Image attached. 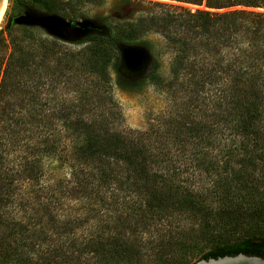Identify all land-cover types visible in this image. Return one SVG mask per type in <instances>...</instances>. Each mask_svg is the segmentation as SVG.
Instances as JSON below:
<instances>
[{
    "label": "trees",
    "instance_id": "16d2710c",
    "mask_svg": "<svg viewBox=\"0 0 264 264\" xmlns=\"http://www.w3.org/2000/svg\"><path fill=\"white\" fill-rule=\"evenodd\" d=\"M124 1L136 5L133 14L140 11L138 0ZM168 1L215 11L264 9V0ZM147 4L150 11L127 31L114 32L106 18L71 16L60 0L11 1L0 30V264H188L205 239L210 248L193 264L238 254L264 259V13ZM53 22L55 34L76 49L48 35ZM147 34L162 39L166 76ZM132 53L140 56L135 68L128 66ZM111 70L121 90L148 84L186 97L193 113L171 122L173 137L164 140L157 133L122 134L83 104L41 102L49 81L63 83L72 73L105 86ZM184 153L208 186L182 187L174 164ZM50 162L66 173L47 182ZM213 203L222 224H201L192 239L173 234L157 243L156 254L139 240L149 227L201 214Z\"/></svg>",
    "mask_w": 264,
    "mask_h": 264
},
{
    "label": "rangeland",
    "instance_id": "374dc122",
    "mask_svg": "<svg viewBox=\"0 0 264 264\" xmlns=\"http://www.w3.org/2000/svg\"><path fill=\"white\" fill-rule=\"evenodd\" d=\"M65 10H70V14L72 15V11L76 14V18H95L102 17L106 18L107 22L111 25L114 32L117 31V28H121L125 31L128 29V23L130 21H134L140 14H145L147 11H150L151 3H166L169 5L182 6L188 10L196 11H209V12H225L230 10H245V11H253L264 13V9L261 8H243V7H234L230 9H224L220 11H215L212 9H207L204 5L196 6L190 4H179L168 0H138L141 2L138 5L139 12L133 14L131 10L135 8V4L133 2H128L124 0H79L77 3H70L68 0H60ZM11 2L6 1V6L2 18L0 20V30L5 27L6 20V12L10 6ZM157 8L151 9L152 13L157 12ZM122 17V18H121ZM120 18V19H119ZM123 20V21H121ZM121 21V22H120ZM49 23V21L47 22ZM55 23H51L48 27V35L54 38H58L64 43H60L61 47H65L68 49H76V46L71 43V39H68L67 36H57L55 34L56 28ZM6 33H4V38H6ZM19 38L21 35L19 33L16 34ZM22 42H28V40H24L25 37H21ZM145 40L149 41L152 47L155 48L154 53L158 57L160 72L166 76L168 72L169 66V55L164 51L162 39L154 34H147L144 37ZM68 42V43H67ZM21 43V44H23ZM10 49L7 53H9ZM130 68H135V65H132ZM111 81L110 84L105 86L101 85L100 79L96 77H91V81H84V77L86 75L80 74L76 79V76L71 73L68 79H61L63 83H57L54 81L47 82V86L43 91V94L40 98L44 99L41 102L45 103L48 107H67L72 105H81L83 104L86 109H93L95 115L100 114V117L109 118L108 122L112 124L114 130L122 133L129 134L130 136H135L137 132H147L150 136L155 135L156 133L160 135L164 140L171 139L173 136L169 134L172 125L179 121L181 114L190 115L193 113L194 109L192 106H187L186 97L183 96H173L166 95L164 93H159L153 86L151 85H143L140 89L136 90H121L117 85H115L116 76L111 70ZM73 78H72V77ZM94 82L97 83V86L94 85ZM78 88V93L75 91V88ZM173 96V97H171ZM105 110V111H104ZM108 113L106 116L102 114L103 112ZM89 117V116H88ZM88 117L86 118L88 120ZM173 118L169 120V118ZM177 119V120H176ZM172 122V125L170 124ZM171 136V137H170ZM227 148L226 146H223ZM189 154L184 153V155L180 156L179 159L176 160L175 165V173L177 169V173L180 177V181H183L182 187H187L192 185L196 188H203L204 186H208V181L204 177L203 174L200 173V170L195 168L194 163L187 158ZM218 159L220 156L217 157ZM52 162L48 165L44 164V180L47 182H51L55 177L58 176L63 177L66 173L64 168L55 169L56 163L52 166ZM180 173V174H179ZM117 194V192H116ZM119 197L124 196L123 193L118 194ZM132 204L137 205V200L132 199ZM135 205V207H136ZM99 208V207H98ZM103 214L108 210L106 207L100 208ZM206 210L207 213L203 214ZM124 212V211H123ZM204 212L201 214H196L191 217V215L180 216L179 218H175L171 224L166 223H157L153 225L147 231L141 232L138 234L139 240L141 243H148L151 251H148L149 254H156L157 250H154L155 247H159L157 243L162 245L163 243H167L170 239L171 235L177 236L176 233L180 232L178 238L184 239H192L193 235L191 233H197V230L200 229V226L204 224H222L223 219H225L224 215L220 213L217 208V204L213 203L212 205L204 207ZM142 214L147 218V222L149 221V216L151 215L147 209H142ZM103 223L106 222V218H102ZM249 221V219H245V222ZM202 224V225H201ZM262 227H264L263 223H260ZM151 226V225H150ZM246 227V226H245ZM82 230L77 231V236H82ZM200 238H197L199 240ZM206 240V239H205ZM200 241V244L194 246L192 252H189V258L187 259L188 264H193L198 257H200L201 253H205L209 250L210 244L207 241ZM172 243V242H171ZM199 243V242H197ZM173 246L176 243H172ZM172 249V248H171ZM146 250V248L144 249ZM161 255L163 254V249L160 247ZM181 250V249H178ZM147 251V250H146ZM174 251L164 253L165 257L162 258V261L169 258V254L174 257ZM184 254L185 252L181 250ZM146 255L147 252L145 253ZM160 255V251L157 252ZM152 260V257H151ZM148 257L149 263L152 261Z\"/></svg>",
    "mask_w": 264,
    "mask_h": 264
},
{
    "label": "water",
    "instance_id": "95a60500",
    "mask_svg": "<svg viewBox=\"0 0 264 264\" xmlns=\"http://www.w3.org/2000/svg\"><path fill=\"white\" fill-rule=\"evenodd\" d=\"M3 7V0H0V11ZM128 66L135 65L137 67L140 62V56L137 53H132L130 57L127 56ZM195 264H264V259L256 256H246L238 254L236 256H224L216 259H200Z\"/></svg>",
    "mask_w": 264,
    "mask_h": 264
},
{
    "label": "bare ground",
    "instance_id": "6f19581e",
    "mask_svg": "<svg viewBox=\"0 0 264 264\" xmlns=\"http://www.w3.org/2000/svg\"><path fill=\"white\" fill-rule=\"evenodd\" d=\"M5 6H6V0H3V7H2V9H1V11H0V20H1V18H2L3 13H4Z\"/></svg>",
    "mask_w": 264,
    "mask_h": 264
},
{
    "label": "built area",
    "instance_id": "2783aa9c",
    "mask_svg": "<svg viewBox=\"0 0 264 264\" xmlns=\"http://www.w3.org/2000/svg\"><path fill=\"white\" fill-rule=\"evenodd\" d=\"M6 1L11 2V1H13V0H6Z\"/></svg>",
    "mask_w": 264,
    "mask_h": 264
}]
</instances>
